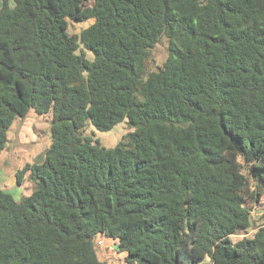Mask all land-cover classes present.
Here are the masks:
<instances>
[{
    "label": "trees",
    "instance_id": "1",
    "mask_svg": "<svg viewBox=\"0 0 264 264\" xmlns=\"http://www.w3.org/2000/svg\"><path fill=\"white\" fill-rule=\"evenodd\" d=\"M13 1L0 9V157L32 109L53 114L52 143L17 173L30 195L0 185V264H107L100 237L124 264H264V225L232 240L264 198V0ZM125 120L115 148L84 136Z\"/></svg>",
    "mask_w": 264,
    "mask_h": 264
},
{
    "label": "rangeland",
    "instance_id": "2",
    "mask_svg": "<svg viewBox=\"0 0 264 264\" xmlns=\"http://www.w3.org/2000/svg\"><path fill=\"white\" fill-rule=\"evenodd\" d=\"M5 0H0V9L3 8ZM9 5L13 7L14 1L9 0ZM94 23V20L86 22H69L68 33L71 36L80 35ZM168 39L162 38L160 43L152 51L148 68L150 71H156L168 58ZM79 54L84 53L87 60L93 62L95 56L91 51L80 48ZM53 114L39 115L33 109L30 110L26 118L18 119L9 131L8 145L0 157V185L4 190H8L16 200L30 195L34 190V183L26 175L23 185L17 183V173L28 164L41 163L45 154L51 146V122ZM133 132L130 129L128 121L125 120L116 125L111 131L102 132L96 129L90 122L87 123L84 136L90 137L95 143H99L105 148H115L118 146L127 134ZM254 227L248 232L232 237L234 243L244 238L254 237L258 226L264 225V198L257 204H254L252 212ZM102 244L97 246L98 256L101 261L107 264H124L125 254L118 253L115 249L116 241L100 237L98 239Z\"/></svg>",
    "mask_w": 264,
    "mask_h": 264
},
{
    "label": "built area",
    "instance_id": "3",
    "mask_svg": "<svg viewBox=\"0 0 264 264\" xmlns=\"http://www.w3.org/2000/svg\"><path fill=\"white\" fill-rule=\"evenodd\" d=\"M100 244H102V243H100Z\"/></svg>",
    "mask_w": 264,
    "mask_h": 264
},
{
    "label": "crops",
    "instance_id": "4",
    "mask_svg": "<svg viewBox=\"0 0 264 264\" xmlns=\"http://www.w3.org/2000/svg\"><path fill=\"white\" fill-rule=\"evenodd\" d=\"M8 191V190H7Z\"/></svg>",
    "mask_w": 264,
    "mask_h": 264
}]
</instances>
